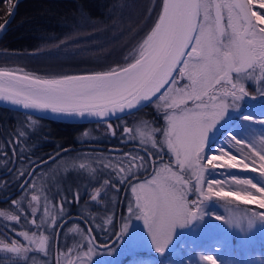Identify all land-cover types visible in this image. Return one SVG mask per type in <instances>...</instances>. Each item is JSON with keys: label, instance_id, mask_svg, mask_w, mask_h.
Returning a JSON list of instances; mask_svg holds the SVG:
<instances>
[{"label": "snow or ice", "instance_id": "obj_1", "mask_svg": "<svg viewBox=\"0 0 264 264\" xmlns=\"http://www.w3.org/2000/svg\"><path fill=\"white\" fill-rule=\"evenodd\" d=\"M6 23H0V30L5 29ZM181 81L187 82L181 85ZM248 81L264 83V0H162L154 27L138 44L131 62L105 71L43 78L23 69L0 67V101L25 110H50L61 117L103 119L117 112L130 114L147 103H154L165 121L162 128L154 127L148 140L142 141L150 143V148L144 149L147 158L125 153L126 163L120 160L114 163L123 184L129 176H136V170L147 171L156 165V160L161 161L150 179L130 183L134 200L128 203L120 232L112 233L115 241L111 245L104 241L102 247L89 227L86 243L65 245L67 251L61 249L56 264H106L97 249L104 251L121 243V247L127 245L134 250L142 248L144 242L162 258L159 264H174L170 256L176 251V241L193 232V221L199 222L205 215L209 219L203 220V227L197 223L195 229L213 233L223 227L215 221L239 225L246 218L249 229L259 224L264 230V88L258 95H250L245 88ZM230 116L239 117L240 124L247 122L252 131L243 137L229 131L223 143L213 147L212 134ZM108 127L111 129L112 125ZM124 132L130 133L132 129L125 127ZM255 132H259L258 140L253 135ZM140 135L143 137L144 133ZM157 135L161 137L159 140ZM165 148L169 163H163L161 156ZM19 155L22 162L24 154ZM0 158L6 159L7 152L0 153ZM228 170L258 173L259 178L250 175L238 178L236 172ZM34 175L35 169L18 172V177ZM224 175L230 176L239 187L225 191L221 186ZM109 182L104 180V186ZM19 187L26 195L31 193L28 205L32 216L44 200L41 222L31 221L41 231L39 235L33 231L31 236L27 231H20L18 235L27 244L16 239L10 243L0 241V253L21 259H26L32 251L47 255L50 237L58 234L51 230L63 227L57 224L58 218L63 220V203L61 212L52 216L49 223L48 196L44 190L30 180ZM112 187L120 190L114 183ZM106 195L105 192L103 196ZM103 196L97 187L91 200L95 202ZM189 196L194 198L190 200ZM213 197H232L257 208L245 217H238L230 210L226 221L219 214L213 221L211 214L217 205L207 203ZM75 198L79 199L78 194ZM12 205L15 207L0 211V217L19 221L23 208L15 199ZM106 222L113 224V218L108 217ZM45 224L49 235L43 234ZM261 256L260 261L251 264H264V252ZM4 259L9 257H0ZM201 259L207 264H217L219 258L207 254ZM179 264H184L183 259Z\"/></svg>", "mask_w": 264, "mask_h": 264}, {"label": "trees", "instance_id": "obj_2", "mask_svg": "<svg viewBox=\"0 0 264 264\" xmlns=\"http://www.w3.org/2000/svg\"><path fill=\"white\" fill-rule=\"evenodd\" d=\"M12 1L0 0V23L7 16ZM146 1L143 4L141 0H20L15 5L11 21L0 33V67L54 77L123 66L131 62L138 44L159 15L162 0H157L152 18L139 25L138 19L144 18ZM127 19L135 21L133 31H129L131 26L128 23L120 24ZM252 83L245 87L252 90L255 86ZM68 127L73 126L0 107V153L6 151L8 157L0 160V186L15 188L22 178L18 177V172L27 171L33 165L35 175L28 179L34 183L38 176L36 166L48 161L40 162L42 155H55L56 150L47 145L50 144L48 137L55 140L56 136L67 142L70 136ZM21 132L24 133L22 137L18 136ZM41 143L45 146L40 152L36 144ZM13 148H16V155H13ZM21 152L24 154L22 162ZM5 171H10V175H5ZM7 191L0 190V195ZM14 199H21L19 193L15 192L6 200L0 199V211L9 210L10 206L14 208ZM28 201L30 199L24 205L26 211L30 210ZM1 227L0 222V241L10 243ZM61 237L62 233L57 234V251L61 249ZM5 256L9 255L0 253V257ZM0 264L11 263L4 259Z\"/></svg>", "mask_w": 264, "mask_h": 264}, {"label": "flooded vegetation", "instance_id": "obj_3", "mask_svg": "<svg viewBox=\"0 0 264 264\" xmlns=\"http://www.w3.org/2000/svg\"><path fill=\"white\" fill-rule=\"evenodd\" d=\"M143 122H154V127H160L158 125L159 122L162 123V113H157L156 105L154 103H148L138 111L107 121L81 124L67 123L73 126L68 127L70 130V136L69 141L67 142H62L60 139L59 141L56 136L54 138L55 140L48 137L50 144L47 145H50L56 150L54 152L55 155H42L43 158L40 162L44 160L48 161L36 166L41 174L34 178V184L44 190V194L48 195V199L50 198L49 200L57 202L65 198V201L69 202L67 205L63 204V207L67 208L66 210L62 209L63 220L59 218L57 219V224H63V227L51 230L58 234L62 233L60 242L64 241L62 240L63 237L66 239L70 227L76 228L77 231L85 232L87 235V229L91 227L93 229L91 234L96 237V242L100 244L104 241H109L114 237L112 235L108 239L105 238L107 231H110V233H113L114 231L117 233L119 232L118 226L123 223L120 218V213L122 211L121 203H124V201L131 195L130 183L135 184L149 178L153 174L155 167L161 164V161L156 160L155 166L149 167L147 171L143 168L136 170L135 177L129 176L128 180L123 184L120 183V179L117 176L118 168L114 167V163L117 160L126 163L127 157L123 154L127 153L130 156L143 155L147 158L144 149L150 148V143L146 144L142 141L148 140V137L152 135V129L142 130L140 132L134 130L135 126L137 129L138 125H143ZM109 124L112 125L111 129L108 127ZM125 127L132 129V132L125 133ZM141 132L144 133L143 137L140 135ZM160 138L159 135L156 136L157 140ZM36 145L38 147L37 151L40 152L45 146L43 143ZM161 156L163 158V163H169V156L166 148L161 152ZM61 158H63V161L69 160L71 167L68 173H65L64 166H59V163L62 162L60 161ZM85 158H88L89 161L85 162ZM1 159L5 160L4 158H0V160ZM6 159H8V157ZM153 159H155V157H153ZM1 163L6 164L5 162ZM81 164H87V166L81 168ZM106 164L109 165V167L105 168L104 166ZM33 166L27 171H32ZM3 173H5V175H10L11 172L5 171ZM28 178V176L22 177L15 188H2L0 186V190H8L0 195V199L6 200L11 198L12 195L17 192L21 196V199L25 201L28 195L31 196V193L26 195L21 191L19 185L25 180H29ZM106 179L110 182L105 187L104 180ZM113 183L117 185L120 189L119 191H116L112 187ZM25 187H27V185H25ZM97 187L101 188L102 196L105 192L107 195L103 196V198H98V200L94 202L91 200V195L95 193ZM48 192H50V194H48ZM75 194H78V200L75 198ZM114 201L117 205L115 210H113L114 204L112 205V202ZM39 207L40 203L37 207V213L35 216H32L31 213H26L28 211L23 208V212L20 213L21 219L19 221H10L5 217H0V222L2 223L1 230L4 233V237L10 240L16 239L21 243L27 244L24 237L18 235L20 231H27L30 236L33 231H36L39 235L41 230L36 229L31 223L33 219H35L37 223L41 222V217L44 213H40ZM103 209L106 210L103 211ZM56 212L58 213H49V223L51 217L58 215L61 211L59 212V210H57ZM109 213H115V221L113 222V225L104 223V220L109 216ZM24 217H27V220H25ZM71 233L73 234V232ZM43 234H50L47 224L43 227ZM70 237L74 236L70 235ZM56 238L57 234L50 237L46 249L49 253L47 255L45 253L32 251L27 254L26 259H21L10 253L3 254L9 255L8 260L11 264H17V261H19V264H32L33 262H38V264H56L58 258V253L56 252ZM65 242L66 241L60 243L62 249H65L63 247ZM135 255L132 251L128 254L127 258H133Z\"/></svg>", "mask_w": 264, "mask_h": 264}, {"label": "rangeland", "instance_id": "obj_4", "mask_svg": "<svg viewBox=\"0 0 264 264\" xmlns=\"http://www.w3.org/2000/svg\"><path fill=\"white\" fill-rule=\"evenodd\" d=\"M141 2H143L144 4L145 0H141ZM156 3H157V0H147L146 1L144 10L142 13V17L144 18L138 19L139 25L140 23L146 22L152 18L153 16L152 13H154ZM224 15L226 19L227 13L225 12ZM144 19L145 21H142ZM125 23H128V25L131 26V29L129 31L134 30V27L136 26L134 25L135 21L129 22V19H127V20H122V22H120L121 25ZM123 30L126 32L124 28ZM107 69L108 68H106L105 70ZM89 73H93V72H89ZM81 74H84V73H81ZM72 75H77V74H72ZM43 78H51V77H43ZM186 82L187 81H181L180 83L182 85L183 83H186ZM250 83H252V85L255 84L252 90H248L247 87H245L250 95H258L259 90L261 88H264V83L262 82L250 81ZM247 84L248 83H245V85ZM226 119H227V122L221 121L220 124L217 126V129L211 136L213 147H215L218 144L223 143L229 131L241 137H243L246 133L252 131L251 129L247 127V122H245L244 124L238 123L237 121L239 120V117L237 116H230ZM164 124H165V121L162 118V123L159 122L158 126L163 127ZM153 128H154L153 123L143 122V125H138L137 129L135 126L134 130L140 132L142 130H148V129H153ZM253 135L256 137L257 140L259 139V132H255L253 133ZM60 161L62 162L59 163V166H64L65 173H68L71 167L69 160L63 161V158H61ZM87 161H89V159L85 158V162ZM86 166L87 164L84 165V167ZM206 167H210V165H206ZM221 171H225V170H221ZM228 171L236 172L238 174V178H243L249 175L257 179L259 178L258 173L242 172L239 170H228ZM37 174L39 176L41 172L38 171ZM151 176L147 179H150ZM221 179H222L221 186L224 187L225 191L236 190L239 187L235 185L234 181L232 180L230 176L224 175L223 177H221ZM143 181L144 180L139 181V182H143ZM130 192H131V188H130ZM48 194H50V192H48ZM193 198H194L193 196H189L190 200ZM28 199H30L29 195L25 201H23L22 199L18 201L20 202L22 208H24V205L26 204V201ZM49 199H48V204H47L48 213H58L56 212L57 210H59V212L61 211L60 204L63 203L64 205H67L69 203L65 201V198L57 202L49 200ZM130 200H134V196L132 193L130 197L124 201V203H121V206H122V211L120 213L121 219L127 217V206ZM213 202H215L217 205L216 211H214L211 214V219L213 221H215V216L217 214L222 215L226 221L229 218L230 210L231 212L235 213L238 217H245L246 213H248L250 210H254L257 208V206L254 204L245 205L242 202L237 201L232 197H225V198L213 197L212 200L208 201L207 203L211 204ZM113 204H114L113 210H115V207L117 206L116 202L115 201L112 202V205ZM63 209L66 210L67 208L63 207ZM105 210L106 209H103V211ZM44 211H45V202L44 200H41L40 201V213H44ZM26 213H31V208ZM108 217H112L113 222L115 221V213H109V216L106 217V219L104 220V223L108 224L106 222ZM207 219H209V216L205 215L203 217V220H207ZM203 220L199 222L193 221L192 227L194 228V231L191 233H186L183 240L178 241L176 243L177 244L176 251L170 256V259L174 262V264H179V261L181 259H183L184 264H193L194 261L196 262V264H207V262L201 259L203 255H207V254L213 255L214 258L218 257L219 259L217 260V264H221V262H224V264H251V262L253 261H260L262 259L261 253L264 252V230L261 229L259 224L249 229L246 218L242 219L239 225L227 224V223H224V221H215L216 224H223V227L217 229L213 233H207L204 231H200L199 229H195V225L197 223H200L201 227H203ZM122 222L124 223L123 219H122ZM123 223L118 226L119 232L121 228L123 227ZM69 229H68V235L66 239L65 237L62 238V240L66 241L63 246L65 248L63 249L65 252L67 251V248L65 247V245H67L68 247H71L76 244L86 243L85 238L87 234L85 232L83 233L80 231H76V232H73L72 234L71 233L72 231H69ZM106 233L107 234L105 238H110L112 236V233H110V231H107ZM70 235H73L74 237H70ZM64 241H61L60 243H63ZM61 249L58 252V257L60 255ZM97 251L101 252V255L106 261V264H159V261L162 259L159 255H157L154 252V250L149 249L147 242H144L142 248L134 249V250L129 249L127 245H125L124 247H121V243H116L114 248L109 247L107 248V250H104V251H101V249H97ZM132 251L134 252V255L135 254L136 255L133 258L128 259L127 258L128 254ZM188 257H192V259H188ZM94 259H95V256H94ZM32 264H38V262H33Z\"/></svg>", "mask_w": 264, "mask_h": 264}, {"label": "water", "instance_id": "obj_5", "mask_svg": "<svg viewBox=\"0 0 264 264\" xmlns=\"http://www.w3.org/2000/svg\"><path fill=\"white\" fill-rule=\"evenodd\" d=\"M20 0H13L9 9V12L7 14V16L5 17V19L1 22V23H5L6 21L8 23L5 24V27L9 24V22L11 21L13 14H14V9H15V5L17 4V2ZM162 6V5H161ZM161 10V9H160ZM158 18V17H157ZM155 24V23H154ZM154 27V25H153ZM3 30H0V33ZM151 31V30H150ZM149 31V32H150ZM126 65V64H125ZM22 74V73H21ZM86 74V73H84ZM79 75V74H77ZM148 104V103H147ZM0 107H4V108H8L14 111H18L21 113H25L28 115H32V116H36V117H40V118H44V119H48V120H52V121H58V122H62V123H69V124H81V123H93V122H102V121H107L116 117H120L126 114H129L127 111L125 113H119L117 112L115 116H112L111 118H103V119H98L96 117H87V118H80L77 116H73V117H61L58 116L57 114H53L51 113L50 110H34V109H23L22 106H15L12 105L10 102L8 101H0ZM136 110H132L131 112H134ZM115 236L113 237V239L111 241L108 242V245H111L114 241H115ZM177 242V241H176ZM103 247V244H101ZM159 255V254H158Z\"/></svg>", "mask_w": 264, "mask_h": 264}]
</instances>
